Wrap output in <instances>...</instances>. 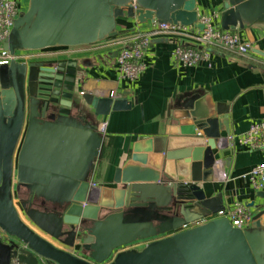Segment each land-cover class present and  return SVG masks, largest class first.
Listing matches in <instances>:
<instances>
[{"label": "water", "instance_id": "water-1", "mask_svg": "<svg viewBox=\"0 0 264 264\" xmlns=\"http://www.w3.org/2000/svg\"><path fill=\"white\" fill-rule=\"evenodd\" d=\"M120 18L204 28L197 0H28L4 48L92 45L116 37ZM220 23L264 28V0H224ZM77 67L0 64V264H264V207L243 229L226 216L205 220L226 206L223 193L207 196L200 183L217 175V155L232 146L221 148L230 134L228 108L205 96L185 98L165 135L137 141L116 168V186H99L85 204L104 145L87 116L132 102L79 93Z\"/></svg>", "mask_w": 264, "mask_h": 264}, {"label": "crops", "instance_id": "crops-1", "mask_svg": "<svg viewBox=\"0 0 264 264\" xmlns=\"http://www.w3.org/2000/svg\"><path fill=\"white\" fill-rule=\"evenodd\" d=\"M22 1L23 4L19 0L20 6L26 10L28 0ZM223 1L197 0V10L200 14L214 10L222 12ZM118 23L119 34L116 37L127 35L135 28L150 31L152 27L150 22L139 24L132 18H120ZM236 30L242 40L250 44L247 53L215 51L209 63L202 62L197 66L177 65L171 60L177 43L195 44V26H190L184 33L154 35L145 57L147 68L134 81L119 78L117 46L112 44L116 37L92 45L34 51L25 62H44L46 66L76 62V91L107 97L116 93L132 102L131 109L111 111L101 117L92 113L87 116L104 138L102 154L90 180L98 182L100 187H113L116 186L113 183L116 168L128 162L135 143L165 135L167 127L175 126V121L170 122L171 116L182 107L187 97L194 94L205 96L213 105L221 104L228 108L231 136L242 134L264 120V54L257 52L264 53V28L249 26ZM86 110L90 112L87 107ZM74 112L79 113L77 110ZM223 134L226 135L225 131ZM228 143V140L222 141L226 148ZM217 156L224 159L222 169L225 177L214 175L210 182L200 183L206 195L223 193L226 208L240 202L255 215L259 208L264 207V189L255 190L246 175L264 160L262 152L232 140V146ZM226 158H231L229 165ZM30 226L57 243L32 224Z\"/></svg>", "mask_w": 264, "mask_h": 264}, {"label": "built area", "instance_id": "built-area-1", "mask_svg": "<svg viewBox=\"0 0 264 264\" xmlns=\"http://www.w3.org/2000/svg\"><path fill=\"white\" fill-rule=\"evenodd\" d=\"M131 4L134 8L138 5L136 1ZM24 10L21 8L19 0H0V64L10 63L11 61H27V58L34 51H16L11 53L4 48V42L8 37L16 18H18ZM221 12L214 10L211 13L200 14L198 12V22L204 25L201 30L196 27V42L193 46H186L177 43L171 54V60L177 65L197 66L202 62H210L212 53L215 51H235L244 55L250 49V44L244 42L235 29L225 30L220 23ZM150 31L135 28L131 33L116 37L112 44L117 46L116 66L119 78L122 80L134 81L138 79L147 68L145 57L150 48L151 40L154 35L166 33H179L187 30L190 26H183L174 23H151ZM193 26V25H191ZM111 97H117V94L111 93ZM238 141L244 146L251 149L259 150L264 156V120L255 123L251 128L237 136H226L222 141ZM221 141V142H222ZM223 146L221 148H225ZM224 163L223 158L217 159V175L225 177L222 169ZM251 186L255 190L264 189V160L254 166L247 175ZM99 187L98 182L91 181L90 193L87 202L94 198L95 192ZM219 216H226L230 219L235 227L246 228L253 223V213L243 203L237 202L233 207L225 208V210L208 216L205 220H209ZM150 240H141L133 246L127 248H142L147 245Z\"/></svg>", "mask_w": 264, "mask_h": 264}, {"label": "bare ground", "instance_id": "bare-ground-1", "mask_svg": "<svg viewBox=\"0 0 264 264\" xmlns=\"http://www.w3.org/2000/svg\"><path fill=\"white\" fill-rule=\"evenodd\" d=\"M17 171V168L15 169V172ZM17 173V172H16ZM16 173H15V184H14V191H16ZM16 205H17V207H18V209H19V211H20V213L23 215V211L21 210V208H20V206H19V204L18 203H16Z\"/></svg>", "mask_w": 264, "mask_h": 264}, {"label": "rangeland", "instance_id": "rangeland-1", "mask_svg": "<svg viewBox=\"0 0 264 264\" xmlns=\"http://www.w3.org/2000/svg\"><path fill=\"white\" fill-rule=\"evenodd\" d=\"M20 2L23 4V1L20 0ZM27 7V6H26ZM16 164H17V160H16ZM18 200H19V196L17 194V190L15 191V202L18 203ZM19 204V203H18Z\"/></svg>", "mask_w": 264, "mask_h": 264}, {"label": "flooded vegetation", "instance_id": "flooded-vegetation-1", "mask_svg": "<svg viewBox=\"0 0 264 264\" xmlns=\"http://www.w3.org/2000/svg\"><path fill=\"white\" fill-rule=\"evenodd\" d=\"M139 241H141V240H139ZM139 241H136V242H134V243H132V244H130L128 246H133V245L137 244ZM128 246H126V247H128Z\"/></svg>", "mask_w": 264, "mask_h": 264}, {"label": "trees", "instance_id": "trees-1", "mask_svg": "<svg viewBox=\"0 0 264 264\" xmlns=\"http://www.w3.org/2000/svg\"><path fill=\"white\" fill-rule=\"evenodd\" d=\"M56 48V47H55Z\"/></svg>", "mask_w": 264, "mask_h": 264}]
</instances>
